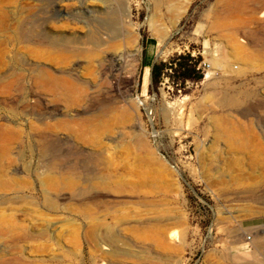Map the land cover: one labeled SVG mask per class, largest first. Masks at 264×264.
Segmentation results:
<instances>
[{
  "label": "rangeland",
  "instance_id": "rangeland-1",
  "mask_svg": "<svg viewBox=\"0 0 264 264\" xmlns=\"http://www.w3.org/2000/svg\"><path fill=\"white\" fill-rule=\"evenodd\" d=\"M263 4L0 0V264H264ZM180 55L200 81L144 78ZM110 110L109 133L55 128Z\"/></svg>",
  "mask_w": 264,
  "mask_h": 264
},
{
  "label": "bare ground",
  "instance_id": "bare-ground-1",
  "mask_svg": "<svg viewBox=\"0 0 264 264\" xmlns=\"http://www.w3.org/2000/svg\"><path fill=\"white\" fill-rule=\"evenodd\" d=\"M262 17L263 16L261 15L259 18L261 19ZM71 70L72 72H74L75 68H72ZM149 76H150V71L148 68L145 71L144 78L148 80ZM210 78H211L210 73L205 74V79H210ZM32 82L34 84H39L41 86H44L49 90H58L62 95L68 96L74 102L81 96L82 93V88H80V84L76 79L71 77L53 75L46 69H40L37 72L33 73ZM120 83H121L120 78L115 79L114 84L116 86L117 84ZM27 108H30V106L28 105ZM110 115H111V110L108 111L107 113H103L102 115L98 113V115H93L84 119H73V120L62 119L55 123V128L60 131L72 130L74 132L75 130L77 131L82 130L84 132L87 130H92V131L104 130L105 132L109 133L111 131L110 127L113 121ZM106 117L109 118L107 119ZM44 126L45 128H48L49 125H44ZM19 136H20L19 130L12 129L8 126L0 125V157L1 158L5 159L8 157L9 151L11 150L13 144L16 142ZM53 173L58 174L64 180L68 178L67 172L58 173L56 171H53ZM66 182L69 183L68 181ZM69 184L72 185L71 183ZM57 185L58 183L56 181L55 182L51 181L49 184V189L54 190Z\"/></svg>",
  "mask_w": 264,
  "mask_h": 264
},
{
  "label": "trees",
  "instance_id": "trees-1",
  "mask_svg": "<svg viewBox=\"0 0 264 264\" xmlns=\"http://www.w3.org/2000/svg\"><path fill=\"white\" fill-rule=\"evenodd\" d=\"M177 60L178 62H175ZM198 63L199 58L192 59L189 55H180L168 64L153 65L150 71L151 83L156 85L161 82L162 76L167 77L166 73H164L166 70L174 71L175 74H178L181 87L187 81H200L202 74L196 68Z\"/></svg>",
  "mask_w": 264,
  "mask_h": 264
},
{
  "label": "built area",
  "instance_id": "built-area-1",
  "mask_svg": "<svg viewBox=\"0 0 264 264\" xmlns=\"http://www.w3.org/2000/svg\"><path fill=\"white\" fill-rule=\"evenodd\" d=\"M196 68L200 71H206L207 69H209V64L206 61H202L198 63Z\"/></svg>",
  "mask_w": 264,
  "mask_h": 264
},
{
  "label": "crops",
  "instance_id": "crops-1",
  "mask_svg": "<svg viewBox=\"0 0 264 264\" xmlns=\"http://www.w3.org/2000/svg\"><path fill=\"white\" fill-rule=\"evenodd\" d=\"M150 67V66H149Z\"/></svg>",
  "mask_w": 264,
  "mask_h": 264
}]
</instances>
